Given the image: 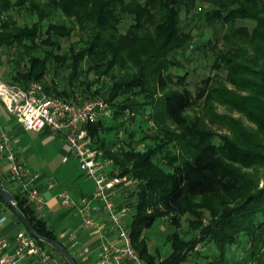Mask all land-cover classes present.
<instances>
[{"label": "trees", "instance_id": "obj_1", "mask_svg": "<svg viewBox=\"0 0 264 264\" xmlns=\"http://www.w3.org/2000/svg\"><path fill=\"white\" fill-rule=\"evenodd\" d=\"M203 1L0 0V49H6L0 78L20 86L39 81L47 94L67 100H75L77 95L83 99L99 97L110 104V118L85 127L93 146L112 158L121 174L138 179L127 204L133 211L132 243L146 264H181L200 243H213L218 249V253L206 255L205 264H227L226 251L241 236L244 251L231 264H264V0H206L211 4L206 9ZM18 13L27 19L19 23L14 17ZM181 14L187 23L204 20L200 34L216 22L227 28L222 35L225 47L216 52L213 65L226 67V81L232 88L209 77L202 79L195 95L183 85L188 71L179 65L177 55H189L186 47L194 41L195 25L185 29ZM236 17L252 20V28L231 27ZM125 18L129 22L122 30ZM76 29L79 39L70 42ZM63 43L67 44L65 51ZM197 48L205 51V43ZM63 62L70 74L66 85L58 88L47 76L49 68L58 69ZM84 63L87 67L81 79ZM175 67L183 73L175 72ZM90 72L95 75L92 80L87 79ZM171 84L179 87L173 89ZM195 97H203L210 120L221 117L211 109L215 99L244 113L255 122L256 130L249 131L239 123L243 138L233 141L224 136L215 143V132L199 124L203 117L185 114ZM127 111L132 113V120L140 115L144 122L153 121L148 125L151 133L141 138L146 142L142 148L134 144V131H127L123 119ZM107 120L112 124L107 125ZM122 126L129 140H120L118 146V137L107 142L103 134ZM237 165L263 168L262 186L246 179ZM0 185L4 186L1 180ZM12 193L33 228L57 240L26 197ZM211 196L222 202L219 211L213 207ZM202 210L210 215L206 224ZM176 215L188 216L186 231L180 230ZM164 217L173 226L169 233L171 252L158 260L148 251L146 233ZM37 242L68 264L50 245Z\"/></svg>", "mask_w": 264, "mask_h": 264}, {"label": "built area", "instance_id": "obj_2", "mask_svg": "<svg viewBox=\"0 0 264 264\" xmlns=\"http://www.w3.org/2000/svg\"><path fill=\"white\" fill-rule=\"evenodd\" d=\"M0 101L23 128L34 131L47 128L52 134L63 138L67 143L63 162L69 158L76 159L81 172L94 182L90 195L75 199L67 190H62L58 197L64 208L74 210L79 215L85 229L96 226L93 217L97 208L95 202L101 203L100 207L109 218V227L114 236L106 237L98 250L100 264H146L133 246L126 223L132 206L127 204V199L118 202L114 198L121 190L128 196L138 184V179L113 168V159L106 157L102 149L93 146L85 127L99 119L110 118L113 115L110 104L102 98L83 99L80 95L75 100H67L45 93L39 81L20 86L1 78ZM117 146L112 150H116ZM0 159L9 165L4 179L17 183L14 193L23 194L36 214L41 215L47 201L35 185L39 173L17 160L11 149L10 136L3 129H0ZM5 220L6 216H1L0 225ZM25 259H30V264L45 262L50 259V252L24 229L16 232L12 248L0 234V264H21Z\"/></svg>", "mask_w": 264, "mask_h": 264}, {"label": "crops", "instance_id": "obj_3", "mask_svg": "<svg viewBox=\"0 0 264 264\" xmlns=\"http://www.w3.org/2000/svg\"><path fill=\"white\" fill-rule=\"evenodd\" d=\"M0 129L6 131L10 136L11 149L17 160L26 163L32 171L39 173L35 185L47 201L39 216L43 218L47 226L53 230L57 240L79 264H100L98 250L106 237L114 236L113 230L109 227V218L100 207L101 203L95 202L97 208L93 212V217L96 220V226L85 229L79 215L74 210L64 208L58 197L62 190H67L73 198L79 199L83 195H90L94 188V182L81 172L76 159L69 158L63 162L62 157L67 150L66 141L60 136L52 134L47 128L40 131L23 128L15 116L6 110L1 101ZM8 167V163L4 159H0V180L7 189L14 192L17 183L4 179ZM113 168L119 170L114 160ZM76 169L80 170L85 178L77 179L76 174L73 173ZM89 180L92 182L90 187ZM114 198L118 202H123L127 199V194L121 190L116 193ZM132 212L126 219L129 233ZM3 215L6 216V220L0 225V234L9 241L10 248H12L15 234L22 227L13 217L9 207L0 200V217ZM170 226L173 228L172 225ZM169 233L166 234V243L162 247L154 245L146 235L148 251L158 260L164 259L171 252ZM49 252V260L35 264H64L56 253ZM21 264H30V259H25Z\"/></svg>", "mask_w": 264, "mask_h": 264}, {"label": "rangeland", "instance_id": "obj_4", "mask_svg": "<svg viewBox=\"0 0 264 264\" xmlns=\"http://www.w3.org/2000/svg\"><path fill=\"white\" fill-rule=\"evenodd\" d=\"M202 6L207 8H210L211 4L208 3L206 0L202 2ZM255 6L261 7L260 4H255ZM198 8V7H197ZM15 19L20 23L27 18L22 14H14ZM129 22V19L125 18L124 21H122V24L120 25L121 29H125L127 24ZM202 23H204V20L200 19L195 21H191L190 23H187V19L184 18V15L181 14V25L185 29H190L191 27L194 28L193 25H195V28L193 30L194 33V43L192 42L191 45L186 47V51L189 54L186 58L190 59L187 61V59L183 56H178L177 59L179 61V65L182 66V69L187 70V75L185 79V85L191 92L192 95H195L196 89L202 85V79H205L209 77L211 80L224 82L225 85L229 88H232L233 86L226 81V74L227 70L226 67L222 66L221 68H217L213 65V62L216 57V52L220 49H223L225 47V40L222 36L223 33L227 31V28L222 27L219 22L214 23V26L207 27L202 29V33L200 34V29L202 28ZM231 27H246L248 29H251L253 26V21L249 19H242L239 17H236L231 22ZM80 31L79 29H76L73 34L70 37V42H75L79 39ZM230 39H233V36L230 37ZM208 40H210V44H208ZM202 42L205 43V51L194 49L196 45H200ZM66 43H63L62 51L66 50ZM233 44L230 45L232 48ZM64 53V52H63ZM6 58V49H0V63L3 65L5 64ZM63 66L60 64L58 69L49 68L48 76L47 78L53 79L56 83L58 88H62L66 85L67 78L70 74V68L66 67V63H62ZM1 65V64H0ZM86 63L83 64V69L80 74V78H84V71L86 70ZM1 68V67H0ZM175 72L183 73V70L175 67ZM95 78V75L90 72L87 75L88 80H92ZM104 79H107L104 78ZM109 79V78H108ZM107 79V82L109 83ZM175 80V78H174ZM42 84V83H41ZM173 86L174 88H178L176 84H171L170 87ZM160 92V91H159ZM78 93V92H77ZM245 93V92H244ZM204 97V95H203ZM203 97H197L194 98L193 104L187 108L185 114L188 117L194 118L195 116L199 115L203 118H201L199 124L201 126H206L210 129H212L215 133L213 139L214 142L217 143L218 140L221 137L229 136L232 137L233 141H237L236 139L243 138L244 136L242 133H240V130L238 128L239 123L242 124L244 127H246L249 131H255L257 126L255 122L249 120L247 116L242 113L241 111L237 110L235 107L230 109L227 105L219 103L217 100H211V109L214 110V112L218 113L221 117L220 120H210L207 116V109H204V99ZM208 97V95H205V99ZM99 98V97H98ZM103 99V98H102ZM205 110V111H204ZM206 114H205V113ZM131 112H126L125 115H123V119L126 120V126L127 131H134V139H135V146L137 148H142L144 144L146 145V142L144 140H141V138L147 134L151 133V129H148V125H153V121H147L144 122L142 120V116L137 115L134 120L131 119L132 117ZM144 118H147L146 115H143ZM106 119V118H103ZM230 119H233V130L231 129L232 122ZM106 121V120H105ZM147 123V124H146ZM107 125L112 124L109 120L106 122ZM105 136V139L107 142H111L112 140H116L117 137L120 140L128 141L127 133L124 131L123 126L120 127V129H112L109 132H105L103 134ZM147 138V137H146ZM260 141V140H256ZM258 146V145H257ZM237 171L247 179H251L253 181L257 182V185L259 187L262 186V171L263 168L260 167H251V168H244L237 165ZM76 174V178L79 180H82L84 175L80 172V170L76 169L74 172ZM245 179V180H246ZM13 183V182H12ZM89 187L92 185V182L88 181ZM7 188V187H6ZM9 188V187H8ZM212 205L215 206L218 210V207L222 202L218 201L215 196H211ZM198 201H201L200 198H198ZM217 204V205H216ZM203 216V223H207V219H209V213L206 210H202ZM175 217H179V215H176ZM177 220V218H176ZM180 224V230L182 232L187 230L188 225V216L183 215L178 218L177 220ZM168 217H164V219H157L154 224L148 229L146 235L149 237L150 241L154 245L163 246V244L166 243L165 236L168 232L173 230V228L170 226ZM21 229V228H20ZM241 240L237 242L236 244L229 245L227 251H226V262L227 264L233 263V260H238L244 251L245 243L243 240V237H240ZM168 246V244H167ZM169 247V246H168ZM169 250V248H168ZM199 252V253H198ZM212 253H218L217 247L214 246L213 243H206V244H197L194 248L193 253L188 255V258L186 261L182 262L181 264H205L206 263V255L212 254ZM211 256V255H210ZM250 264V263H248ZM252 264V263H251ZM254 264V263H253Z\"/></svg>", "mask_w": 264, "mask_h": 264}, {"label": "water", "instance_id": "obj_5", "mask_svg": "<svg viewBox=\"0 0 264 264\" xmlns=\"http://www.w3.org/2000/svg\"><path fill=\"white\" fill-rule=\"evenodd\" d=\"M0 197L7 204L10 210L16 215L19 221L22 223L24 228L36 239L47 243L52 248H54L66 261L68 264H78L69 251L57 240L49 238L47 236L39 234L31 225L29 220L26 218L24 213L18 208L15 202L13 193L7 189L5 186L0 185Z\"/></svg>", "mask_w": 264, "mask_h": 264}]
</instances>
